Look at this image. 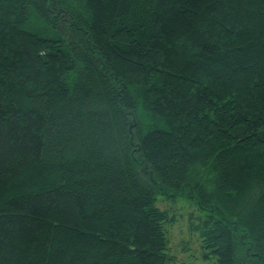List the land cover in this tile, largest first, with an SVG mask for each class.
Returning <instances> with one entry per match:
<instances>
[{
    "label": "trees",
    "instance_id": "16d2710c",
    "mask_svg": "<svg viewBox=\"0 0 264 264\" xmlns=\"http://www.w3.org/2000/svg\"><path fill=\"white\" fill-rule=\"evenodd\" d=\"M184 196L264 264V0H0V264H179Z\"/></svg>",
    "mask_w": 264,
    "mask_h": 264
},
{
    "label": "rangeland",
    "instance_id": "374dc122",
    "mask_svg": "<svg viewBox=\"0 0 264 264\" xmlns=\"http://www.w3.org/2000/svg\"><path fill=\"white\" fill-rule=\"evenodd\" d=\"M159 206L169 208L174 212H179L180 217L177 222L169 230L170 250L171 254L177 259L179 264L183 261L191 264H213L214 259L204 261L198 256L200 251V243L197 235L190 231L188 216L192 213L198 215L196 206L191 199L184 197L177 198L176 202L173 199H162L159 197ZM197 257H193V254Z\"/></svg>",
    "mask_w": 264,
    "mask_h": 264
}]
</instances>
